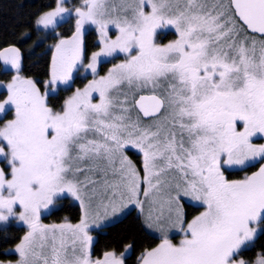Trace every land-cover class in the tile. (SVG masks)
Here are the masks:
<instances>
[{
    "label": "snow or ice",
    "instance_id": "6c2138e0",
    "mask_svg": "<svg viewBox=\"0 0 264 264\" xmlns=\"http://www.w3.org/2000/svg\"><path fill=\"white\" fill-rule=\"evenodd\" d=\"M66 2L58 0L37 26L55 29L71 17ZM74 11L72 36L54 45L45 91L19 75L17 48L0 52L17 70L0 86L7 90L0 222L27 225L18 264H124L114 251L92 259L89 228L100 209L107 215L135 204L144 212L146 202V223L161 237L139 264H247L241 257L264 234V143L254 139H264V0H83ZM85 25L100 37L90 57ZM165 28L178 38L158 43ZM101 58H113L105 75ZM81 71L91 81L59 109L50 105V94L60 85L70 91ZM129 147L143 154L142 175ZM69 196L83 209L79 223H41ZM186 197L202 208L191 220ZM173 230L182 233L179 243Z\"/></svg>",
    "mask_w": 264,
    "mask_h": 264
},
{
    "label": "trees",
    "instance_id": "16d2710c",
    "mask_svg": "<svg viewBox=\"0 0 264 264\" xmlns=\"http://www.w3.org/2000/svg\"><path fill=\"white\" fill-rule=\"evenodd\" d=\"M58 0H0V50L14 46L20 49L22 56V75L34 78L40 84L49 79V71L52 58V50L49 42L54 40L53 35L43 38L44 33L37 28L36 21L41 14L55 7ZM57 26L61 37H70L74 32L75 22L70 21ZM169 34L168 37H172ZM256 36V35H255ZM96 33L89 30L85 35V47L87 55L97 50ZM104 65L100 73L106 70ZM12 71H4L0 62V79L9 81ZM86 80L76 78L70 91L60 89L54 95L49 96V104L59 109L66 97L73 92L75 86L82 85ZM6 95L5 91L0 92V99ZM256 169H253V171ZM245 173L233 175L231 179H240ZM192 209H190V208ZM187 216L192 215V211H199V207L188 206ZM199 209V210H198ZM80 206L65 198L59 203V207L51 214L44 217L45 222L61 220L68 217L69 220H79L81 217ZM25 228L22 226L9 224L0 226V260L16 259L14 254H8L7 250L14 248L22 239ZM159 243L157 237L146 230L143 219L135 213L129 212L115 223L101 228L94 240L92 247L93 257H102L105 252L114 251L120 253L129 245H132L130 254L124 260V264H139L142 252L156 246ZM264 255V234L251 242L244 253V257L249 261Z\"/></svg>",
    "mask_w": 264,
    "mask_h": 264
},
{
    "label": "rangeland",
    "instance_id": "374dc122",
    "mask_svg": "<svg viewBox=\"0 0 264 264\" xmlns=\"http://www.w3.org/2000/svg\"><path fill=\"white\" fill-rule=\"evenodd\" d=\"M57 2H58V1H57ZM224 3H227V0H224ZM56 4H57V3H56ZM82 6H83V0H67V2H66V4H65V7L68 8V9H70V10L72 11V15H71V17H66L65 20H67L68 22H70V21L75 22L76 17H75V11H74V9L77 8V7H82ZM55 7H56V5H55ZM55 7L51 8L49 11L54 10ZM46 12H48V11H46ZM46 12H44V13H46ZM44 13H43V14H44ZM43 14H41V15H43ZM41 15H40V16H41ZM65 20H59V21H58V25H61L62 23H66ZM58 25H57V26H58ZM37 28H38L39 30H41V31L44 33L43 38H47V37H50V36H52V35H53L54 37H56V38H54V40H53L52 42H49V43H48V44H49V47H50L51 50H52V55H53V53H54V45L57 44V43L59 42V39H60V38L68 39V38L71 37V36H70V37H61V36H60V32L58 31L57 27H56L55 29H52V28L44 29L42 26H40V27L37 26ZM85 29H86V31H85V35H86V33H87L89 30H94V31H95V33H96V40H95V42H96L97 44H99V39H100V37H99V32L97 31L96 27H95L94 25H85ZM114 31H115V29L112 28V27L110 26V29H109V35L112 36V33H113ZM169 34H172L173 36H172V37H168ZM256 37H257V39H259L258 36H256ZM112 38H115V37L112 36ZM177 38H178V35L175 33V29H172V28H165V29H160V30H158V43L167 44V43H170V42H172L173 40H175V39H177ZM84 40H85V36H84ZM12 47H14V46H8V48H4V49L0 50V52H4L6 49H9V48H12ZM15 48H17V47H15ZM17 49H18V48H17ZM18 50L20 51V49H18ZM95 51H99V47H98L97 50H95ZM95 51H93V52H95ZM93 52L89 53L88 55H87V53H86V56H87V57H90L91 54H92ZM20 54H21V52H20ZM120 55H121V59H117V60H115L114 63H121V62H122V60H123V54H120ZM112 59H113V58H107V59H105V58H101L102 63H101L100 65H98V71H99V74H100V75H105V74H107V72H108V71L114 66L113 63L109 62V61L112 60ZM0 62H1V64H2V68H3L4 71H9V70H10V71L13 72L12 77L9 79V81H5V80H3V79H0V86H6V85H7L9 82H11L12 79L17 75V70L14 69V68H11V65L5 64V62H4L3 59H0ZM21 65H22V56H21V60H20L19 75H20L21 77H23V78H26V79H32L33 81L37 82V86L41 88V91H42V92L45 91L44 85H45V83H46L48 80L43 81V83L40 84L37 80H35V79L32 78V77H31V78H28V77L23 76V75H22V72H21V69H22ZM104 65L106 66V67H105L106 70L104 71V73H100V71H101V69L103 68ZM74 75H75V74H74ZM76 78L85 79L86 81H85L82 85H80V86H77V85H76V86H75V89L73 90V92H74L77 88H79V89H83V88H84V87H85V86L91 81V79H92L93 77H92V75H91L90 72L86 73V72H84V71H81L80 74H79V76H76ZM75 80H76V79H75ZM73 85H74V83L72 84V86H73ZM64 88H65L64 85H60V89H64ZM60 89H58V91H59ZM1 91H5V92H7L6 87L0 88V92H1ZM58 91H57V92H58ZM73 92H72L71 94H69V95L66 97V99H67L69 96H71V95L73 94ZM54 94H55V93L50 94V95H54ZM5 98H6V95H5V97L2 98V99H5ZM2 99H0V100H2ZM94 102H98V97H96V98L94 99ZM8 118L11 119L12 116L9 115ZM5 122H6V121H5ZM254 139H257L258 142H260V143H264V139H259V138H254ZM125 152H126V155H127L128 158H129V160H131V161L133 162V164H135V165L137 166V168L140 169V171H141V175H142V174H143V170H142L143 154L140 153L138 149L131 148V147H129L128 149H126ZM3 166H4V165H0V167H3ZM242 178H243V177H242ZM242 178H240V179H242ZM230 179H231V178H230ZM144 187H145L144 185H141V188H142V189H143ZM67 199L71 200L72 203L77 204V205L80 206L79 201H76L74 198H72V197L69 196V197H67ZM86 199H87V198H86ZM99 199H100L99 197H96V198H94V200H93V203H92V210H93V212H95V210L97 209V205L99 204ZM140 199H141V200H144V199H145V198L143 197L142 194H141V196H140ZM160 203H161V202H157V204L153 205L152 207H153L155 210L158 211V210H159V207H160ZM182 205H183V210H184L186 216H187L188 211H189V209H187L188 206H191V207H199V208H200V206L198 205L197 202H195V201H191L190 198H187V197L183 199V201H182ZM58 207H59V203H58L57 205H55L50 211L45 212V213L42 215V217H41V223L46 224V225L63 224V223L77 224V223L80 222L81 218H82L83 215H84L83 209H82L81 206H80V210H81L82 212H81V217L79 218V220L73 221V220H69L68 217H66L65 219L61 220L60 222H55V221L45 222V221L43 220V218L46 217V216H48L49 214H51V213H52L54 210H56ZM189 208H190V207H189ZM190 209H192V208H190ZM164 210H165V211L167 210V206H166V205H165V209H164ZM200 210H202V208H201ZM131 211H135V213H136L137 215H139V216L141 217V219H143V222H144V225H145L146 230H148L149 233H152L155 237H157L158 240H159V242H160L161 234H160L159 230H157L156 228H150V227H148V224L146 223V219H145V218H146V216H147V214H148V211H149V204L146 202V203L144 204V212H141L140 208H139L138 206H136L135 204H128L127 207L120 209V210L117 211L116 213H112V212L109 210V212H108L107 215H103V209H100V212H101L100 218H99L94 224H92V225L90 226V228H89V235H91L92 240H93L92 247H93V245H94V240L96 239L97 234L100 232L101 228L105 227L106 225H109V224L115 223L117 220H119L120 218L126 216V215H127L129 212H131ZM192 212H193V213H192V215H191L190 217L187 216V218H188L189 220H191L194 216H196V215L199 214V211H195V210H194V211H192ZM9 224H14V225L16 224V225H18V226H22V227H24L25 230H26V232L24 233V236L27 234V231H28L27 225L23 224V222H21L18 218L13 217V218H10L9 221H7V222H0V226L9 225ZM258 235H259V234H258ZM258 235H257V237H258ZM24 236H23V237H24ZM170 236H175V239H174L173 242H174V243H179V240H180V238H181V236H182V233H177V232H175V231L173 230V231L170 232ZM23 237H22V239H23ZM257 237H256V238H257ZM256 238H255V239H256ZM22 239H21V240H22ZM255 239H254V240H255ZM21 240L16 244V246L21 242ZM252 242H253V241H252ZM158 244H159V243H158ZM158 244H157V245H158ZM157 245H156V246H157ZM249 245H251V242H250ZM249 245H248V246H249ZM16 246H14V248H10V249L7 250V253H8V254H14L16 259L0 260V264H18V261H19V254L15 252ZM156 246H154V247H156ZM152 248H153V247H152ZM130 249H131V248L127 247L124 251H122V252H120V253H116V254H117V256H123V258H124V260H125V258H126L127 256H129V254H130V253H129V252H130ZM91 251H92V249H91ZM108 252H109V251H108ZM259 257H261V256H258L257 258H254V260H253L252 262L249 261L248 259H246V258L244 257V255H243L241 258L244 259V260L247 262V264H255V261H256ZM92 259H93V260H95V259H103V256H102V257H93V254H92Z\"/></svg>",
    "mask_w": 264,
    "mask_h": 264
},
{
    "label": "water",
    "instance_id": "95a60500",
    "mask_svg": "<svg viewBox=\"0 0 264 264\" xmlns=\"http://www.w3.org/2000/svg\"><path fill=\"white\" fill-rule=\"evenodd\" d=\"M254 35H257V36H259V34H254ZM146 119H148V118H146Z\"/></svg>",
    "mask_w": 264,
    "mask_h": 264
}]
</instances>
